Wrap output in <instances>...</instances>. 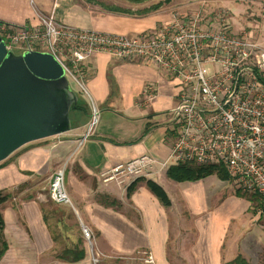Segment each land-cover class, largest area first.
I'll list each match as a JSON object with an SVG mask.
<instances>
[{"label": "crops", "instance_id": "0c3cea01", "mask_svg": "<svg viewBox=\"0 0 264 264\" xmlns=\"http://www.w3.org/2000/svg\"><path fill=\"white\" fill-rule=\"evenodd\" d=\"M159 1L106 4L130 11L121 13L72 0H0V22L34 24L38 13L53 10L57 20L77 27L133 36L153 33L174 11H188L193 0H170L145 11ZM86 66L88 89L100 110L93 132L82 139L88 119L79 117V125L68 132L27 143L0 161V189L9 191L67 165L65 188L71 204L66 208L74 224L54 219L37 196L22 201L13 196L0 205L8 245L0 264H225L238 255L248 264H264V226L257 223L262 217L235 187L228 195H215L198 187L209 176L176 182L158 167L125 187L100 181L101 170L139 155L167 158L175 136L169 109L175 105L177 86L143 60L97 53ZM147 83L156 84L158 92L144 108L139 101ZM145 179L164 189L169 204L152 193ZM81 225L93 234L95 253L81 243ZM75 247L84 249L82 259L56 257ZM139 249L151 252L153 263L140 261Z\"/></svg>", "mask_w": 264, "mask_h": 264}, {"label": "built area", "instance_id": "2783aa9c", "mask_svg": "<svg viewBox=\"0 0 264 264\" xmlns=\"http://www.w3.org/2000/svg\"><path fill=\"white\" fill-rule=\"evenodd\" d=\"M202 8L176 10L153 33L133 36L77 27L57 20L51 10L38 13L34 24L0 22V37L6 48L46 51L60 63L89 108L82 139L100 119L86 82L89 58L105 53L125 61L143 60L163 71L177 86L175 105L169 109L175 136L167 158L139 155L101 170L100 181L125 187L156 167L217 162L224 165L236 190L255 195L254 207L264 222V46L232 33L225 23L227 9L205 15ZM157 92L156 84L144 85L140 105L150 107ZM48 194L56 204H71L63 166L52 173ZM81 234L91 245L87 226L81 225ZM136 257L153 263L146 249L137 250Z\"/></svg>", "mask_w": 264, "mask_h": 264}, {"label": "water", "instance_id": "95a60500", "mask_svg": "<svg viewBox=\"0 0 264 264\" xmlns=\"http://www.w3.org/2000/svg\"><path fill=\"white\" fill-rule=\"evenodd\" d=\"M76 104L84 100L52 54L16 52L0 37V161L27 143L71 130Z\"/></svg>", "mask_w": 264, "mask_h": 264}, {"label": "rangeland", "instance_id": "374dc122", "mask_svg": "<svg viewBox=\"0 0 264 264\" xmlns=\"http://www.w3.org/2000/svg\"><path fill=\"white\" fill-rule=\"evenodd\" d=\"M94 1H98L104 4H117V5L135 4V3H130L126 0H93V1L72 0L74 4H90V6L95 5L96 8H100L99 5L98 4L96 5ZM151 1L152 0H146L139 4H150ZM187 7L188 10L204 7L202 9L205 11L204 12L205 15L211 13L212 10H217L221 8L227 9V13L225 14V23L227 24L228 29L231 30V32L237 36H243L247 39L254 40L256 43L264 46V0H193L191 4H187ZM212 27L214 28V24ZM203 28H206V24H203ZM14 50L16 52H20L22 49L15 48ZM70 86L73 89H76V86L71 80H70ZM66 166H65V174H66ZM51 174L52 172L50 171L48 174H39L35 177H32L30 180L31 183L30 185L34 186L33 189L28 188L30 186V185L28 186L29 182L24 183L18 189L16 188L9 191L10 194L12 195L11 198L15 196L16 199L18 197L19 201H22L37 196L41 200L40 205L42 209L48 212H52L54 214V219L57 220V218H59L61 219V221L63 220L66 223L74 224L73 218L71 217L70 213H68L66 208V207L70 208V206L68 204H56L49 197L48 190H49V181ZM208 176L209 177L207 179H203L199 181L201 182V184H199L198 186L199 188H202L203 190L206 189V191L215 195L217 194L221 195L223 193L228 195L229 188L231 187L233 188V191H236L234 186L231 184L230 179L228 180L221 179L215 173L213 175H208ZM243 194H245L249 198H253L251 202L252 208L258 205V200L255 197V195L253 196L246 193ZM252 208L250 209V211L254 214ZM257 223L264 226V222L261 221L260 218L257 221ZM91 242L92 244L90 245L84 239H82L81 241V243L83 244L85 249L88 250L89 253L92 252L95 253L93 234H91ZM94 256H95L94 258H96V255ZM95 263L99 264L98 262Z\"/></svg>", "mask_w": 264, "mask_h": 264}, {"label": "trees", "instance_id": "16d2710c", "mask_svg": "<svg viewBox=\"0 0 264 264\" xmlns=\"http://www.w3.org/2000/svg\"><path fill=\"white\" fill-rule=\"evenodd\" d=\"M88 1H93V0H88ZM126 1L130 3L139 4L146 0H126ZM169 1L170 0L159 1L145 11L156 9L161 4L169 2ZM94 2L110 11L130 13L128 9H124L118 6H109V5H106L98 1H94ZM76 113L78 114V117H76L77 115H74ZM89 115H90V112L85 104H76L72 106L70 109V117L73 120L72 127L79 125V117L81 119H89ZM214 173L217 174L219 178L221 179H224V180L229 179V176L227 174V171L224 165L221 163H217V162L206 163V164H196L194 162H180L176 164H170L166 168L167 177L176 182L196 181V180L202 179ZM140 179H143V178H140ZM145 182L148 188L152 191V193H154L156 197L163 204L165 205L169 204V199L166 195V192L159 184H157L155 181L151 179H145ZM132 188H133V184L129 186V190H131ZM236 193L241 196L245 195L239 190H237ZM11 196L12 195L10 194L9 190L0 189V205L10 200ZM249 199L250 201H252L253 198H249ZM3 230H4V220H3L2 213L0 211V259L8 247L7 242L4 239ZM56 257L59 259H64L69 262H75L84 257V249L77 248V247H75L74 249H71V248L65 249L61 252V254H59ZM225 264H248V262L242 256L238 255L233 260L228 261Z\"/></svg>", "mask_w": 264, "mask_h": 264}]
</instances>
